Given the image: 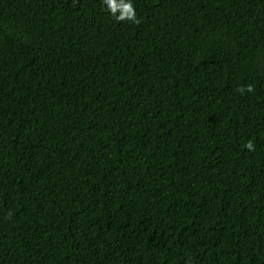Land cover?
Masks as SVG:
<instances>
[{
	"label": "trees",
	"instance_id": "trees-1",
	"mask_svg": "<svg viewBox=\"0 0 264 264\" xmlns=\"http://www.w3.org/2000/svg\"><path fill=\"white\" fill-rule=\"evenodd\" d=\"M113 3L0 0V264H264V0Z\"/></svg>",
	"mask_w": 264,
	"mask_h": 264
},
{
	"label": "clouds",
	"instance_id": "clouds-1",
	"mask_svg": "<svg viewBox=\"0 0 264 264\" xmlns=\"http://www.w3.org/2000/svg\"><path fill=\"white\" fill-rule=\"evenodd\" d=\"M107 3L108 7L112 10L113 13L116 11V5L113 3V0H105ZM118 21H123V20H130L133 22H136V17H135V11L131 5V3H125L122 8L121 15L115 17ZM251 89L249 88V91ZM247 147L249 149L252 148L251 142L248 143Z\"/></svg>",
	"mask_w": 264,
	"mask_h": 264
}]
</instances>
